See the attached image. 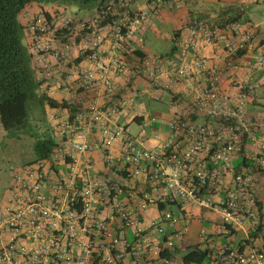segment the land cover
Returning a JSON list of instances; mask_svg holds the SVG:
<instances>
[{"label": "built area", "instance_id": "2783aa9c", "mask_svg": "<svg viewBox=\"0 0 264 264\" xmlns=\"http://www.w3.org/2000/svg\"><path fill=\"white\" fill-rule=\"evenodd\" d=\"M130 1H111L91 19L56 7L25 13L46 93L96 98L75 113L53 108L51 156L11 169L0 204V264H197L183 259L195 246L207 251L201 264H264V123L248 115V80L236 96L220 88L238 55L258 49L255 25L195 18L175 51L141 56L131 39L142 46L150 8L162 0L128 14ZM119 13L121 22L103 23ZM207 47L222 55L208 56ZM252 66L264 69V49ZM128 71L147 78L149 90L167 89L170 119L137 102L140 89L118 79ZM246 143L255 147L245 156ZM195 207L220 213L222 230L203 227L187 245Z\"/></svg>", "mask_w": 264, "mask_h": 264}, {"label": "trees", "instance_id": "16d2710c", "mask_svg": "<svg viewBox=\"0 0 264 264\" xmlns=\"http://www.w3.org/2000/svg\"><path fill=\"white\" fill-rule=\"evenodd\" d=\"M60 0H0V121L7 131H12L16 128H21L25 125L27 116V102L29 100L40 99L53 108H68L72 113H75L79 107L73 102L59 101L54 97L42 91L44 81L37 77L33 66V53L30 42L25 43L24 39L29 37L26 23L21 20V14L28 11L31 4L40 5V9L45 8L46 3L57 2ZM75 3L80 8L97 7L99 11L103 6L111 1L119 3L120 0H63ZM135 0H131L130 4L125 5V10L128 14H133L136 9H132ZM151 0H148V4ZM168 0H162V2ZM56 8L59 6L53 5ZM54 7V8H55ZM154 8H150V11ZM125 17V13H119L115 16H109L103 23L111 19H117L121 22ZM222 19L214 21L216 23L222 22L226 24L230 21L238 20L241 22H248L247 17H244V10L227 9L221 14ZM203 18V17H198ZM192 18L190 22L193 20ZM243 19V20H241ZM189 22V23H190ZM182 29L175 32L174 44L167 54L176 50V39ZM140 33H138L139 35ZM180 37V36H179ZM132 45L135 46L134 53L136 55L145 56L144 51L136 41L131 39ZM166 54V53H165ZM161 54V55H165ZM166 54V55H167ZM160 55V54H159ZM79 57L78 59H81ZM50 111V112H51ZM50 114V113H49ZM48 114V116H49ZM56 146L54 134L50 122V132L45 133L42 137L36 139L34 143V151L36 153L35 159H46L51 156V153ZM34 159V160H35ZM32 161V160H31ZM27 163V162H26ZM207 251L199 249L197 246L189 247L183 254V259L186 263L201 264L205 261Z\"/></svg>", "mask_w": 264, "mask_h": 264}, {"label": "crops", "instance_id": "0c3cea01", "mask_svg": "<svg viewBox=\"0 0 264 264\" xmlns=\"http://www.w3.org/2000/svg\"><path fill=\"white\" fill-rule=\"evenodd\" d=\"M176 1L179 0H168L164 1V3L169 4L170 7H175L176 6ZM243 2H248L250 4H254L257 1L261 0H240ZM164 3L161 6L156 7L155 9L150 11L149 19L145 25V28L143 30V37L144 41L142 43V46L140 47L146 51V55H158V54H167L169 52L174 44V35L175 32L179 29L181 30V33L179 36H182L186 33L187 31V26L189 25V22L192 18L184 22L181 26L180 24H173L171 23L169 28V34H170V41L169 43L165 42V48H160L156 47V41H158L160 38L157 37V32L156 28L158 25L161 23V10L160 8L164 5ZM148 4V0H135L133 5L131 6L132 9H138V8H144ZM55 4L51 5H44L43 8L45 9H50L55 6ZM40 5L38 4H31L29 6L28 11L34 13L40 10ZM234 9V8H230ZM243 10V9H242ZM97 11V7L95 8H85L80 10V14L82 15L81 18L83 19H91ZM195 19V18H194ZM222 19L221 15L220 17H216L215 20L212 21H217ZM21 20L26 23L27 19L24 13L21 14ZM243 20V19H241ZM246 20H249L248 22H251L255 25L256 27V46L258 49H264V31L261 30L260 25L256 24L255 21L251 17H247ZM222 23V22H219ZM155 37L156 40H154L152 37ZM178 36V39H179ZM28 42H30V37L27 38ZM136 41V39H133V41ZM177 39L175 44H177ZM132 44V43H131ZM177 46V45H176ZM258 49L255 50L254 52H245V53H240L236 59V64L237 67L234 69H231L229 71V76L226 75L221 84L220 88L223 90L227 91L233 96H236L240 90L239 85L244 83L245 79L248 80L252 85H253V90L249 91L248 93V98H247V110H248V115L249 117L254 121H261L264 123V69L262 68H253L252 64L255 61V54L258 52ZM205 53L208 56H220L222 55V50L216 47H207L205 49ZM165 54V55H166ZM169 54V53H168ZM80 60V59H78ZM33 66L36 64L35 58L33 57ZM84 64H87L88 61L84 60ZM119 81L123 83L124 85H134L138 87L140 90V95L137 98V102L141 104V106L145 107L148 109L152 115L158 116L163 120H168L174 115V110L175 108L172 107L168 103L169 99V92L167 91L166 88H163L162 86H155L153 90H149V80L145 78L144 76L140 75H135L131 71H128L125 75H121L118 77ZM185 84L184 83H179L175 87L177 91H184L185 90ZM42 91L46 92V85L44 84L41 87ZM51 90V87L48 88ZM157 89V90H156ZM50 94V91H48ZM157 95L159 97H157ZM54 98L58 99L61 101V98L65 99H70L71 102L76 104L78 107H87L91 104L92 101L95 100L96 96L95 93L91 92H79L75 94L71 93H64L57 91L54 94ZM154 129H159L161 132H166L168 130L167 125L164 123H156L154 124ZM149 145L155 144L156 142L153 139L149 140ZM254 145L252 143H246L244 147V151L242 152L243 155H247L249 152L254 149ZM241 153V154H242ZM239 154L237 158L235 159V163L238 164L242 161L243 155ZM241 155V156H240ZM93 159L97 164H102V155L100 152L93 153ZM9 177L10 181L8 182V186L12 183V175H11V170L9 171ZM259 196L262 200L261 205L264 206V176L259 177ZM207 209H202L201 208H194L193 209V214H194V219L191 224V229L189 234L186 236V243L187 245H190L194 243L195 241L198 240V234L199 231L203 228H209L210 230L214 232H219L222 230V223H211L209 222L208 224H205V221L203 220V214L204 211ZM213 210V209H210ZM215 211V210H213ZM217 212V211H216ZM223 222V220H222ZM244 233L242 231H238L236 233V238L243 237Z\"/></svg>", "mask_w": 264, "mask_h": 264}, {"label": "rangeland", "instance_id": "374dc122", "mask_svg": "<svg viewBox=\"0 0 264 264\" xmlns=\"http://www.w3.org/2000/svg\"><path fill=\"white\" fill-rule=\"evenodd\" d=\"M51 4H55L60 8H67L75 12L79 17L82 16L80 10L85 9L78 7L73 2L63 0L46 3V5ZM95 7L98 6L93 8ZM230 8L235 10L243 9L244 17H251L264 31V0L257 1L254 4L240 0H179L176 1L175 7H170L167 2L160 8L161 23L155 29L156 35L160 39L156 41V47L165 48V42L169 43L170 34L168 27L171 23L174 25L180 24L181 26L190 18L198 17L212 21ZM152 38L156 40L154 36ZM24 41L27 43V38ZM50 111V106L40 99L29 100L27 102V116L24 126L7 131L0 121V204L8 193L9 171L34 160L36 153L33 146L36 139L50 132V119L48 116ZM130 128L134 133L139 131L136 123H131ZM203 216L205 224L209 225V222L210 224L222 223V216L216 211L207 209L204 211Z\"/></svg>", "mask_w": 264, "mask_h": 264}]
</instances>
